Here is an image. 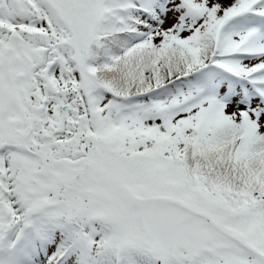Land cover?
<instances>
[{
	"label": "snow or ice",
	"instance_id": "1",
	"mask_svg": "<svg viewBox=\"0 0 264 264\" xmlns=\"http://www.w3.org/2000/svg\"><path fill=\"white\" fill-rule=\"evenodd\" d=\"M0 264H264V0H0Z\"/></svg>",
	"mask_w": 264,
	"mask_h": 264
}]
</instances>
